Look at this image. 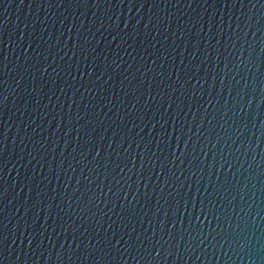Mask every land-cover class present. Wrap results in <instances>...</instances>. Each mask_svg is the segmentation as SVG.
<instances>
[{
    "label": "water",
    "instance_id": "1",
    "mask_svg": "<svg viewBox=\"0 0 264 264\" xmlns=\"http://www.w3.org/2000/svg\"><path fill=\"white\" fill-rule=\"evenodd\" d=\"M0 264H264V0H0Z\"/></svg>",
    "mask_w": 264,
    "mask_h": 264
}]
</instances>
